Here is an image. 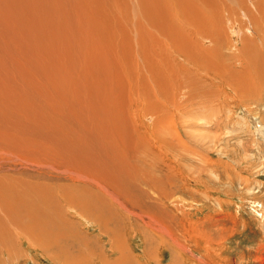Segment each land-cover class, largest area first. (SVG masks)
Returning <instances> with one entry per match:
<instances>
[{
    "label": "rangeland",
    "instance_id": "374dc122",
    "mask_svg": "<svg viewBox=\"0 0 264 264\" xmlns=\"http://www.w3.org/2000/svg\"><path fill=\"white\" fill-rule=\"evenodd\" d=\"M263 8L0 0V264H264Z\"/></svg>",
    "mask_w": 264,
    "mask_h": 264
},
{
    "label": "bare ground",
    "instance_id": "6f19581e",
    "mask_svg": "<svg viewBox=\"0 0 264 264\" xmlns=\"http://www.w3.org/2000/svg\"><path fill=\"white\" fill-rule=\"evenodd\" d=\"M51 1V0H50ZM249 1V0H248ZM254 1V0H253ZM251 2V1H250ZM256 2V1H255ZM261 2V1H260ZM259 2V3H260ZM48 3H49V1H48ZM252 3V2H251ZM254 3V2H253ZM253 3H252V6H254V5H258L257 3L255 4L254 3V5H253ZM47 6V5H46ZM255 6V7H256ZM256 10H257V7H256ZM259 10V9H258ZM257 10V12H259ZM262 10H264V8L263 9H260V13H262ZM46 12V11H45ZM118 14H116V17L118 18L119 16H117ZM128 15V14H127ZM129 16V15H128ZM171 16V21L170 22H168V23H175L176 25L178 24V25H180V22L181 21H177V19L175 18V16L174 15H170ZM116 18V19H117ZM121 18V17H120ZM126 18H128L127 16H126ZM124 19V18H123ZM156 19V18H155ZM183 19H187V17H183ZM182 19V20H183ZM196 19H198V18H196ZM119 20V19H118ZM117 20V21H118ZM200 20V19H199ZM199 20H196V21H199ZM190 21V20H189ZM123 22V21H122ZM155 22H156V20H155ZM186 22V21H185ZM201 22V21H200ZM118 23V22H117ZM119 23H120V21H119ZM200 24V23H199ZM198 23H197V25L196 26H199L200 27V25H199ZM205 24V23H204ZM120 25V24H119ZM122 25V24H121ZM184 25V24H183ZM192 25V24H191ZM195 25H193V27H194ZM120 27H123V25L122 26H120ZM119 27V28H120ZM144 27V26H143ZM178 27H180V26H178ZM185 27V26H184ZM189 27V26H188ZM191 27V26H190ZM125 28H126V26H125ZM129 28V27H128ZM145 28V27H144ZM198 28V27H197ZM122 29H124V27L122 28ZM147 29V28H146ZM146 29L144 30V31H146ZM179 29V28H178ZM187 29V28H186ZM126 30H127V28H126ZM143 30V29H142ZM122 31V30H121ZM123 31H125V30H123ZM202 31V30H201ZM126 32V31H125ZM129 32V31H128ZM128 32H126V34H127V37H128V43L126 44L127 46L130 44V41L132 40L131 39V35H130V33H128ZM148 32V31H147ZM150 32V31H149ZM199 32V31H198ZM123 33V32H122ZM147 35V37H148V34H146ZM175 34H173V37L174 38H176V39H178V37H175L174 36ZM103 36V35H102ZM119 37V36H118ZM126 37V36H125ZM172 37V38H173ZM173 38V40H174V42H175V39ZM180 38H181V36H180ZM114 39V38H113ZM182 39V38H181ZM127 40H125V41H127ZM172 40V39H171ZM179 40V39H178ZM124 41V42H125ZM177 41V40H176ZM122 42V41H121ZM180 42V41H179ZM151 43V42H150ZM118 44V43H117ZM123 44H125V43H123ZM175 44V46H176V43H173V45ZM177 44H179L180 45V43H178L177 42ZM112 46H113V48H114V44H111ZM121 45V44H120ZM147 46V45H146ZM178 46V45H177ZM176 46V47H177ZM181 46V45H180ZM179 46V47H180ZM130 48V47H129ZM141 48H143V45L141 44ZM115 49V48H114ZM144 49V48H143ZM179 49V48H178ZM116 50V49H115ZM179 50H181V47H180V49ZM182 51V50H181ZM185 50H183L182 52H184ZM130 53H131V55L133 54V52H131V49H130ZM257 55V54H256ZM204 56V55H203ZM203 60V59H202ZM135 61H137L138 62V65H139V63H140V61H139V56H138V53L136 54V57H135ZM191 62L192 63H200L201 62V60H197V59H195V56L193 55V56H191ZM203 63V62H202ZM202 63L201 64H198L199 66L200 65H202ZM208 63V62H207ZM137 64V63H136ZM136 66V65H135ZM202 67V66H201ZM203 67H205L204 65H203ZM109 69H111L110 68V66H109ZM138 69V68H137ZM139 69H140V66H139ZM138 69V75H140V70ZM109 77V76H108ZM111 77V76H110ZM65 82V81H64ZM143 82V81H142ZM131 83V82H130ZM67 85V84H66ZM61 86V85H60ZM143 86V85H142ZM128 87V86H127ZM136 87V86H135ZM67 88V87H66ZM112 87L110 86V88L109 89H111ZM108 89V88H107ZM106 89V90H107ZM109 89L107 90V91H109ZM67 90H68V88H67ZM132 90V89H131ZM136 92V91H135ZM134 97V96H133ZM62 98V97H61ZM130 99H132V98H130ZM90 100V99H89ZM94 100V99H93ZM107 101V100H106ZM134 101V100H133ZM132 101V102H133ZM63 102V101H62ZM84 103H86L88 106H89V103H88V100H86V101H83ZM90 102H92L91 100H90ZM94 103V102H93ZM91 104V106L92 105H94V104ZM86 113H87V111H86ZM88 114V113H87ZM86 114V115H87ZM139 114V113H138ZM140 115V114H139ZM71 120V119H70ZM78 122H80V118H78V120H77ZM80 126H81V124H79ZM121 128V127H120ZM60 130V129H59ZM122 130V129H121ZM120 138V137H119ZM119 138H118V140H119ZM124 138V137H123ZM116 139V138H115ZM121 140V139H120ZM124 143V142H123ZM125 146V145H124ZM85 148V147H84ZM103 150V149H102ZM133 154H136V153H133ZM86 155V154H85ZM88 157V156H87ZM103 159H106V158H103ZM114 159V158H113ZM70 160V159H69ZM90 160H92V159H90ZM138 160V159H137ZM121 161V160H120ZM128 161V160H127ZM58 162V161H57ZM102 162V161H101ZM131 162V161H130ZM59 163V162H58ZM65 163H66V161H65ZM98 163H100V162H98ZM116 163V162H115ZM119 163V162H118ZM132 163V162H131ZM85 164V163H84ZM97 164V163H96ZM103 164V163H102ZM114 164V163H113ZM112 164V165H113ZM142 164V163H141ZM88 165V164H87ZM111 165V166H112ZM89 166V165H88ZM93 166H95V164L93 165ZM125 166V165H124ZM127 166V165H126ZM72 167V166H71ZM114 167V166H113ZM69 168V167H68ZM98 168H99V166H98ZM86 169V168H85ZM115 169H116V167H115ZM114 169V170H115ZM132 169H134V167L133 166H130L129 167V170H127V171H129V173H131L132 174ZM71 170V169H70ZM95 170V169H94ZM72 171V170H71ZM74 171V170H73ZM77 171V170H76ZM87 171V170H86ZM116 171V170H115ZM110 172V171H109ZM124 172V171H123ZM126 172V171H125ZM142 172V171H141ZM116 173V172H115ZM72 175H73V173H71ZM91 174L93 175V174H95V173H93V171L91 170ZM98 174H100V173H98ZM111 175V174H110ZM114 175V174H113ZM141 175V174H140ZM98 176V175H97ZM102 176V175H101ZM107 176V175H106ZM112 177V176H111ZM137 178L138 179V177L137 176H134L133 178ZM74 178H76V177H74ZM114 179V178H113ZM119 179V178H118ZM137 179H135V181H137ZM148 179V178H147ZM146 179V180H147ZM94 180V179H93ZM107 180V179H106ZM110 180H111V178H110ZM115 180H116V178H115ZM121 180V179H120ZM76 181V180H75ZM141 182V181H140ZM148 182V181H147ZM135 183V182H134ZM108 184V183H107ZM115 184V183H114ZM139 184V183H138ZM116 185V184H115ZM137 185V184H136ZM100 186V185H99ZM117 186V185H116ZM118 186H120L119 184H118ZM100 187H102V185L100 186ZM113 187V186H112ZM107 188V187H106ZM105 189V188H104ZM68 191V190H67ZM102 191V190H101ZM118 191V190H117ZM131 191V189L129 188V192ZM104 192V191H103ZM102 192V193H103ZM42 193V192H41ZM120 193H122V192H120ZM130 196V195H129ZM101 198V197H100ZM99 197H97L96 196V198H95V196H94V198H92L91 200H89V201H87V202H91L92 201V204L91 205H89V206H94V205H96L95 206V209H96V211L97 212H102L103 213V216H102V214L100 215V214H98V216L100 215V216H102L101 217V219H102V223H103V221H107V222H109V220H111V214H105L104 212L106 211L107 212V210L105 209V206H106V202H105V199L103 200L102 198V200L100 199ZM118 198V197H117ZM124 198H125V196H124ZM132 199V198H131ZM111 200V199H110ZM99 203H101V204H99ZM114 203V202H113ZM126 203V202H125ZM133 204H134V202H132ZM109 204V203H108ZM114 205V204H113ZM110 206V205H109ZM90 209H91V211H92V209L94 210V208H92V207H89ZM110 209H111V206L109 207ZM87 209V208H86ZM118 208L116 207V210H117ZM85 210V209H84ZM109 210V209H108ZM112 210V209H111ZM118 211V210H117ZM90 214H92L91 212H90ZM97 214V213H96ZM50 216V215H49ZM97 219V218H96ZM101 219H100V221H101ZM157 222V221H156ZM109 227V226H108ZM112 227V226H111Z\"/></svg>",
    "mask_w": 264,
    "mask_h": 264
}]
</instances>
